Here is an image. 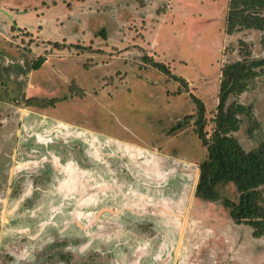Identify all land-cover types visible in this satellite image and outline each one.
<instances>
[{
  "label": "rangeland",
  "instance_id": "rangeland-1",
  "mask_svg": "<svg viewBox=\"0 0 264 264\" xmlns=\"http://www.w3.org/2000/svg\"><path fill=\"white\" fill-rule=\"evenodd\" d=\"M228 3L0 0V264H129L147 238L166 264H264V237L222 205L234 186L195 195L206 152L193 98L209 135L221 68L245 51L264 59V31L226 33ZM230 103L244 108L233 136L264 149V70Z\"/></svg>",
  "mask_w": 264,
  "mask_h": 264
},
{
  "label": "trees",
  "instance_id": "trees-1",
  "mask_svg": "<svg viewBox=\"0 0 264 264\" xmlns=\"http://www.w3.org/2000/svg\"><path fill=\"white\" fill-rule=\"evenodd\" d=\"M264 0H229L226 15V33L232 34L241 29L264 31ZM43 57L32 63V70L41 67ZM151 66L165 75L172 76L181 83L180 77L170 74L168 68L149 58ZM264 70V59H254L248 51L243 53L240 61L225 64L221 68L218 87V103L212 118L211 133L204 130L207 125L204 105L199 99L194 121L195 133L206 152V159L199 164L198 180L195 195L206 201L220 199L218 188L231 184L238 192V201L224 199L222 205L228 210L234 224H246L251 228L254 238L264 237V204L260 188L264 187V149L246 151L233 136L238 130L244 108L227 101L230 97L244 92L249 83ZM69 92L82 97L84 92L76 85L69 86ZM66 100L63 98L31 97L25 101L26 106L33 108H51ZM181 125V123H179Z\"/></svg>",
  "mask_w": 264,
  "mask_h": 264
},
{
  "label": "crops",
  "instance_id": "crops-1",
  "mask_svg": "<svg viewBox=\"0 0 264 264\" xmlns=\"http://www.w3.org/2000/svg\"><path fill=\"white\" fill-rule=\"evenodd\" d=\"M147 208H145V212L144 213H147V214H150V215H153V216H159V217H163V216H166V213L164 212V211H161V212H157V211H152V210H146ZM130 213V212H129ZM126 214V213H125ZM135 215H139V214H135ZM113 217H115L114 215H112ZM112 227L113 228H118V229H123L122 228V224H120V223H114V224H112ZM177 231H175V232H177L180 236H181V233H180V231H179V229L177 228L176 229ZM109 235V238H111V241L113 240V238L111 237V236H113V234L110 232V233H108ZM161 234V233H160ZM121 237V236H120ZM163 237L165 238V235H163ZM147 242L145 243V245H140L139 247H136V249H133V252L135 253L133 256H132V261H131V263H129V264H141V259H142V257L144 256V255H146L147 254V252H148V250H150V251H153V253H154V255H156L157 256V258H156V263H158V264H161V263H164V264H166V262L167 263H169V262H171V260H169V259H164V261L162 260V259H158V257H160V255L159 254H157L158 253V248H156V247H153L151 244H150V239L149 238H147V240H146ZM165 249H163V251H164ZM173 251H177V249H176V247H173V249H172ZM171 249H170V252L172 251ZM156 253V254H155ZM135 256V257H134ZM176 259H174L173 260V264H176ZM145 264H149V262L148 261H145Z\"/></svg>",
  "mask_w": 264,
  "mask_h": 264
},
{
  "label": "water",
  "instance_id": "water-1",
  "mask_svg": "<svg viewBox=\"0 0 264 264\" xmlns=\"http://www.w3.org/2000/svg\"><path fill=\"white\" fill-rule=\"evenodd\" d=\"M199 174V173H198Z\"/></svg>",
  "mask_w": 264,
  "mask_h": 264
}]
</instances>
